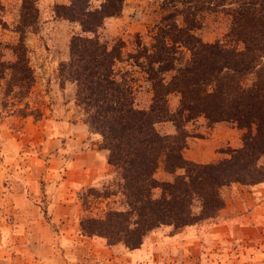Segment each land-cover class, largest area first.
<instances>
[{
    "label": "trees",
    "instance_id": "obj_1",
    "mask_svg": "<svg viewBox=\"0 0 264 264\" xmlns=\"http://www.w3.org/2000/svg\"><path fill=\"white\" fill-rule=\"evenodd\" d=\"M93 1L69 0L54 7L58 18L81 28L70 40L59 76L62 87L67 81L75 84L76 105L89 128L101 134L117 176L115 190L90 188L83 203L121 195L123 208L86 216L80 226L85 235L136 249L160 226L179 231L218 216L226 205L225 188L264 183V0H169L183 7L178 9L183 23L174 14L164 16L151 44L139 36L135 52L128 54L155 92L149 109L136 106L133 77L116 67L123 60L124 41L110 45L100 35L106 19L122 13L125 0ZM204 14L228 20L223 39L205 42L197 35ZM40 27L38 2L23 0L12 59H5L0 42V87L5 84L6 96L13 93L23 101L33 89L36 77L27 36ZM171 94L179 97L175 112L169 107ZM25 106L21 115L35 113ZM201 118L209 126L235 124L243 131L242 145L218 161L188 160L187 125ZM166 121L174 123L175 133L158 128ZM160 167L174 179L159 180L155 174Z\"/></svg>",
    "mask_w": 264,
    "mask_h": 264
},
{
    "label": "rangeland",
    "instance_id": "obj_2",
    "mask_svg": "<svg viewBox=\"0 0 264 264\" xmlns=\"http://www.w3.org/2000/svg\"><path fill=\"white\" fill-rule=\"evenodd\" d=\"M22 1L0 0V42L6 60L13 58L10 47L19 39L15 26ZM36 1L41 27L27 36L36 77L33 89L19 101L13 93L4 94V83L0 87V264H264V183L225 188L226 205L218 216L186 226L179 233L172 226H160L136 249L122 243L110 245L103 237L82 233L80 223L84 217L103 216L110 208L122 209V198L114 195L93 200L87 206L83 203L82 196L90 194V188L115 190L117 176L112 165L106 177H95L88 183L85 180L90 175L80 172V163L84 169L91 163L85 153L103 149L101 134L88 129L84 112L76 105L75 84L67 81L62 87L59 76L60 63L69 58L70 40L81 28L55 15V5L69 4V0ZM102 1L93 3L99 5ZM168 1L125 0L122 13L107 18L100 29L110 45L119 39L124 41L123 60L116 67L133 77L135 104L141 109H149L155 92L147 74L129 60L128 54L135 52L139 36L143 43L151 44L164 16L174 14L177 22L183 23L178 15L183 7ZM200 20L196 33L203 41L224 38L228 20L223 15L204 14ZM26 103L30 106L28 112L34 114H20ZM178 103V95L171 94L172 112ZM60 118L67 120L64 126L71 132V145L65 152L61 150L65 144L55 132L58 125L62 130V123L56 122ZM76 121L85 123L75 129ZM158 128L164 133L176 131L171 121L160 123ZM187 128L191 136L184 155L188 160L218 161L242 145L243 131L233 123L209 126L201 118ZM84 130L87 136L78 139L76 135ZM49 167L54 168L50 178L46 174ZM155 176L159 180L174 179L163 167ZM63 179L70 180L71 186L58 192L57 182ZM19 186L28 188L23 190L27 201L24 206L19 205Z\"/></svg>",
    "mask_w": 264,
    "mask_h": 264
},
{
    "label": "crops",
    "instance_id": "obj_3",
    "mask_svg": "<svg viewBox=\"0 0 264 264\" xmlns=\"http://www.w3.org/2000/svg\"><path fill=\"white\" fill-rule=\"evenodd\" d=\"M66 121L67 120L65 118H60L58 121H56L57 122V125L59 123H62L61 126H63L62 127V130H60V128H59L60 126L59 125H58V128L55 129V132L57 133V138H62V140H63L62 142H63V144H65L61 148L62 152L63 151L65 152L66 151L65 148L66 147H70V145H71V139H70V133L71 132H70V130L68 128L65 129V126H64L66 124ZM82 122L85 123L84 121H82ZM82 122L81 121H76L74 123L75 129H76V127H78L81 124H83ZM85 125L88 127L87 123H85ZM88 129H89V127H88ZM76 136H77L78 139L82 140V139H84L87 136V134H86V131L84 130L83 132L78 133ZM85 156H88L91 159V163L89 164V167L90 168L88 167L87 169H84L83 168V166H84L83 163H80L79 164V167H80V172L81 173L82 172H86V174H89L90 175L89 179L88 180H85L86 183L92 182V180H94L95 177H97V178H99V177H101V178L106 177V175H107V173H108V171L110 169V166H111V164L108 162L107 151L105 149H102V150L92 149V150L87 151L85 153ZM63 157H64V155H63ZM46 169L48 170V172L46 173V174H48V177L49 178L52 177L54 175L52 173L54 171V168L49 167V168H46ZM38 171L40 172V169L37 170V172ZM44 171H46V170H44ZM61 171L63 172V171H65V169L62 168ZM55 176H58V175H55ZM1 183H2V180H0V184ZM57 184H58L57 185V187H58V190L57 191L58 192L59 191L60 192L61 191H65L69 187V185L71 186L70 180H68V179H63L60 183L57 182ZM24 189H25L24 187L19 186V189L17 191V194H20L21 195V196H19L20 197V201H21V203L19 205H22V206H24V203L27 202V201L24 200V198H25L24 192H23ZM25 190H28V188L25 189ZM178 233H179V231H178Z\"/></svg>",
    "mask_w": 264,
    "mask_h": 264
}]
</instances>
